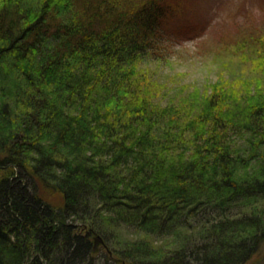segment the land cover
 Returning <instances> with one entry per match:
<instances>
[{
  "label": "trees",
  "instance_id": "1",
  "mask_svg": "<svg viewBox=\"0 0 264 264\" xmlns=\"http://www.w3.org/2000/svg\"><path fill=\"white\" fill-rule=\"evenodd\" d=\"M176 3L0 0V264H247L264 251L260 36L228 53L260 57L251 76L170 88L152 63L188 21Z\"/></svg>",
  "mask_w": 264,
  "mask_h": 264
},
{
  "label": "rangeland",
  "instance_id": "2",
  "mask_svg": "<svg viewBox=\"0 0 264 264\" xmlns=\"http://www.w3.org/2000/svg\"><path fill=\"white\" fill-rule=\"evenodd\" d=\"M176 1L177 5L183 7L181 10L186 12L188 21L175 19L166 36L160 39L161 57L158 62L152 63L158 78L176 79L178 84L171 83L170 88L184 85L191 89H200L220 81L221 75L237 79L251 76L252 62L254 65L261 63L260 57L252 60V54L264 58V0ZM245 31L254 32L260 37L258 48L252 54L247 51L251 54V59L243 62L239 56L233 57L228 53L229 49L240 44ZM245 50L247 49L243 53ZM46 197L53 203H60L56 195ZM129 232L130 235L122 232L120 236L123 241L141 240L154 244L156 240L155 237ZM156 245L160 243L154 244ZM173 245L174 243L167 245L165 249L173 248ZM97 250L100 251L101 248L98 246ZM247 264H264V251Z\"/></svg>",
  "mask_w": 264,
  "mask_h": 264
}]
</instances>
